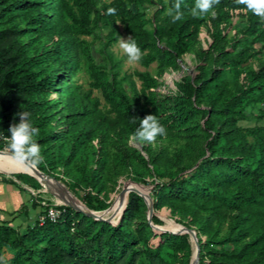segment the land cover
I'll return each instance as SVG.
<instances>
[{
  "label": "trees",
  "instance_id": "obj_1",
  "mask_svg": "<svg viewBox=\"0 0 264 264\" xmlns=\"http://www.w3.org/2000/svg\"><path fill=\"white\" fill-rule=\"evenodd\" d=\"M195 3L182 0L173 22L175 0H0V137L29 112L43 157L35 167L88 209L105 210L119 178L149 185L154 227L164 212L193 229L198 264H264V19L237 0L194 17ZM123 36L136 40L144 70L121 72L110 48ZM186 55L193 74L158 92ZM146 115L167 129L151 143L133 139ZM0 183L40 188L25 173L0 174ZM31 207L38 215L21 229L11 222L26 204L0 218V264L191 263L188 235L153 231L135 192L119 219H107L114 225L65 205L39 221L46 207L36 196Z\"/></svg>",
  "mask_w": 264,
  "mask_h": 264
},
{
  "label": "rangeland",
  "instance_id": "obj_2",
  "mask_svg": "<svg viewBox=\"0 0 264 264\" xmlns=\"http://www.w3.org/2000/svg\"><path fill=\"white\" fill-rule=\"evenodd\" d=\"M150 13V10L148 11V14ZM232 24L234 26V28H237L241 25V22H238L236 20L232 21ZM204 33V32H202ZM233 34V31L230 32V35ZM123 39H126L125 36L121 37ZM86 39L91 40V37H86ZM120 41V39H119ZM119 41L117 43H115L111 48V52L114 55V57L118 58L120 60V64H121V72H132L134 70H144V68H142L137 61L134 62H130L128 56L124 53V51L120 48L119 46ZM92 51H93V55L96 58V60L100 61L101 59V55L98 52V48H99V42L98 40H93V45H92ZM264 59V58H262ZM179 66L180 69L177 71H168L165 74L162 75L161 77V81H160V85L158 87V92H165L169 87H170V80L173 79H177L179 76H181L183 73L192 75L193 74V59H192V55H186L183 59L182 62H179ZM253 67H255V65H252ZM147 70L150 73H154L155 71V63H152ZM78 83L82 85V88H84L85 90L88 89V78L87 75L85 74L84 71H81L78 73ZM136 83L138 84V82L136 81ZM92 95L95 97H98L99 100L102 102V97L100 94L99 90H93L92 91ZM252 120H247V121H242L241 124L243 126H250L252 125ZM131 145L138 147V143L135 142L134 140H131ZM1 154H10L7 151V147H4L2 150H0ZM11 155V154H10ZM0 174L5 175L6 177L10 176L12 173H4V172H0ZM14 174V173H13ZM27 174V173H25ZM29 175V174H28ZM128 179L125 178H119L117 181V185L115 186L114 190L109 194V207L101 212H94V214L109 219V218H117L120 215V212L125 204V199L124 201H119L118 202V206H116L115 210H112L114 203L116 201V198L119 197L121 195V191L123 189V185L126 184L128 187V191H137L141 194L145 193L144 188L143 187H139L135 184H132L130 182H126ZM54 181V180H52ZM58 182H60L58 180ZM54 181V183L60 187L62 190L63 188L60 186V184ZM40 183V182H39ZM63 184V183H62ZM2 184L0 183V188ZM6 187V191H4L7 196L10 197L11 195V207L12 208H19V206L24 203L27 205V214L26 216L24 214H19L18 216H16L14 219H12V221H14L13 225H15L16 227H18L19 229L23 228V225H25V223H32L34 221V218L38 215V211L39 208L35 207L34 209L31 207V196H36L37 201H39V203L41 204V202L44 203H50V204H54V205H63V204H70L72 205V203L69 201L70 199L72 201H74L75 203H77L82 209L83 206L80 202H78V200L76 199V197L73 195V193H71L68 188L64 185V187L69 191V192H65V194L70 198L68 200V198L66 197H62L58 194V192L50 187H47L45 185H42L40 183V188L33 190L32 188L23 185V188H27V194H25L24 192H17L16 189H14V187H10V185H5ZM147 190H149L150 186L146 185ZM1 191V189H0ZM21 194V195H20ZM75 197V198H74ZM68 200V201H67ZM22 202V203H21ZM42 205V204H41ZM7 207V206H6ZM10 207V208H11ZM110 211V212H109ZM107 212H109V214H107ZM156 216L159 218V220L161 221V225L160 228L163 229H167L170 231H182V229H178V227H181L180 225L174 223V221L169 217L168 214L164 213V212H159V213H155ZM6 215H4L3 213L1 214L0 218L5 219ZM26 217V218H25ZM155 228H159V227H155ZM177 228V229H176ZM182 228V227H181ZM191 243H192V255L194 254V250H195V246H194V242L191 239ZM192 259V258H191Z\"/></svg>",
  "mask_w": 264,
  "mask_h": 264
},
{
  "label": "clouds",
  "instance_id": "obj_3",
  "mask_svg": "<svg viewBox=\"0 0 264 264\" xmlns=\"http://www.w3.org/2000/svg\"><path fill=\"white\" fill-rule=\"evenodd\" d=\"M182 0H175L172 9H169L168 14L172 16L173 22L183 18L181 10ZM219 0H196L195 6L191 10L194 17L208 14L218 4ZM237 3L246 6L247 10L254 15L264 19V0H237ZM108 15H115L116 9L109 8ZM211 14L215 16V12ZM120 48L128 56L130 62L139 61L142 58V52L136 40L129 36L127 39L120 37ZM20 121L18 124H12L9 128V137H0L6 142L7 151L11 154V158L20 162H30L33 166L43 162L41 156L40 145L35 141L34 137L39 134V129L34 127L30 116L26 111L18 113ZM167 129L162 125L156 115H146L140 120V125L133 134V139L140 142H154L157 136H165Z\"/></svg>",
  "mask_w": 264,
  "mask_h": 264
},
{
  "label": "water",
  "instance_id": "obj_4",
  "mask_svg": "<svg viewBox=\"0 0 264 264\" xmlns=\"http://www.w3.org/2000/svg\"><path fill=\"white\" fill-rule=\"evenodd\" d=\"M30 165H32V164L30 163ZM32 166H33V165H32ZM33 167L35 168V170H36L38 173L42 174L44 177H46V178H50V179H52V180L58 182V180H56L54 177H52V176H50V175H47V174H44L43 172L39 171L35 166H33ZM29 176H31V175H29ZM32 177H33V176H32ZM33 178H35V177H33ZM35 179H36V178H35ZM36 180H37V179H36ZM37 181H38V180H37ZM126 182H130V183H132V184H135V185H137V186H139V187H143V188H144L145 193H143V194H141V193H139V192H137V191H134V190H132V192L137 193L139 196H141V197L143 198V200H144V202H145V204H146V221H147L148 225L151 227V229H152L153 231H155V232H169V233H173V234H183V233H185V234L188 235L190 243H191V239H193L194 246H195V250H194L195 261H194V264H198V249H199V247H198V243H197V239H196V236H195V232H194V230L191 229V228H187V227H185V226H182V225H180V224H178V225H180V226L183 228V231H170V230L163 229V228H155L154 225H153V223H152L151 220H150V217H151L152 214H154V212H153V208H152L151 198H150V196H149V194H148V190H147V188H146V185H144V184H140V183H136V182H133V181H131V180H127V181H125L124 183H126ZM38 183H39V181H38ZM58 183L60 184V186L63 188V190H64L65 192H69V191L64 187V185H63L61 182H58ZM129 192H130V191H129ZM127 194H128V193H127ZM74 198H75V197H74ZM126 198H127V195H126ZM126 198H125V199H126ZM76 199H77V198H76ZM77 200H78V199H77ZM78 202H80V201L78 200ZM80 203H81V202H80ZM125 203H126V201H125ZM81 204H82V206H83L84 209L79 208V207L74 206V205H70V204H63V205L72 208V209H73L74 211H76V212H79V213H82V214H84V215H86V216H89V217H91V218L94 219V220H99V221L109 222V223H111L112 225H114V224L118 221V219H119V217H120V215H121V213H122V211H123V208H124V206H125V204H124V206H123V208H122V211H121V213H120L118 219L116 220V222H115V223H112V222H110L109 220L104 219V218H101V217H99V216H97V215L94 214V212H101V211H94V210L88 209L83 203H81ZM108 207H109V206H108ZM108 207H107V208H108ZM107 208H106V209H107ZM106 209H105V210H106ZM102 211H104V210H102ZM191 252H192V248H191ZM190 259H191V256H190ZM189 264H190V260H189Z\"/></svg>",
  "mask_w": 264,
  "mask_h": 264
},
{
  "label": "bare ground",
  "instance_id": "obj_5",
  "mask_svg": "<svg viewBox=\"0 0 264 264\" xmlns=\"http://www.w3.org/2000/svg\"><path fill=\"white\" fill-rule=\"evenodd\" d=\"M0 172H4V173H8V174L9 173H12V174L13 173H27V174L35 177L42 185H45L47 187H50V188L56 190L60 196L66 197V198H68V200L70 199L69 198L70 196L68 197L65 194V192L60 187H58L59 186L58 184H57L58 185L57 186L54 183V181H52V179L46 178L42 174L38 173L35 170V168L32 165H30V162L20 163V162H18L16 160L12 159L10 154H1L0 153ZM128 192H129L128 191V187H127L126 184H124L123 185V189L121 191V195L116 198V201L114 203V206H113L112 210L116 209V206H118L117 204H118L119 201H124V199L126 198V195H127ZM69 201L72 203V205L81 208L77 203H75L71 199ZM109 212H107V214H109ZM101 218H103V217H101ZM104 219H106V218H104ZM178 229H182V231H183V228H181V227H178ZM194 261H195V257H194V254H193L190 264H194Z\"/></svg>",
  "mask_w": 264,
  "mask_h": 264
},
{
  "label": "crops",
  "instance_id": "obj_6",
  "mask_svg": "<svg viewBox=\"0 0 264 264\" xmlns=\"http://www.w3.org/2000/svg\"><path fill=\"white\" fill-rule=\"evenodd\" d=\"M2 187L0 188L1 189V191H0V208H2L3 209V214L4 215H6V217H5V219H11V217L12 216H10L9 215V213L10 212H12V211H14V210H16L17 208H12L10 205H11V201H12V197H11V195H10V197L9 196H7V194L4 192V191H6V187L7 186H4L3 184L1 185ZM10 187H13V186H10ZM22 187H23V185H22ZM14 189H16V188H14ZM25 189V191H24V193L25 194H27L28 195V193H27V188H24ZM16 191L18 192V190L16 189ZM21 195V194H20ZM22 203V202H21ZM7 206V207H6ZM27 206V205H26ZM11 207V208H10ZM0 216H1V214H0ZM26 218V217H25ZM13 223H14V221H12L11 222V224L13 225ZM26 224V223H25ZM15 226V225H14ZM24 226V225H23Z\"/></svg>",
  "mask_w": 264,
  "mask_h": 264
},
{
  "label": "built area",
  "instance_id": "obj_7",
  "mask_svg": "<svg viewBox=\"0 0 264 264\" xmlns=\"http://www.w3.org/2000/svg\"><path fill=\"white\" fill-rule=\"evenodd\" d=\"M41 204L43 206H45L46 209H45V214L40 215L38 217L39 221H42L44 217L54 221L57 218V216L59 215V211L54 207L56 205H54V204L49 205V204L44 203V202H41Z\"/></svg>",
  "mask_w": 264,
  "mask_h": 264
}]
</instances>
